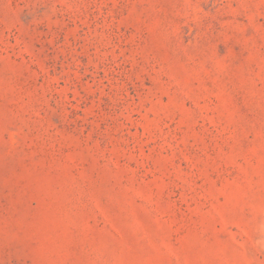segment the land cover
<instances>
[{
	"label": "rangeland",
	"instance_id": "374dc122",
	"mask_svg": "<svg viewBox=\"0 0 264 264\" xmlns=\"http://www.w3.org/2000/svg\"><path fill=\"white\" fill-rule=\"evenodd\" d=\"M0 264H264V0H0Z\"/></svg>",
	"mask_w": 264,
	"mask_h": 264
}]
</instances>
